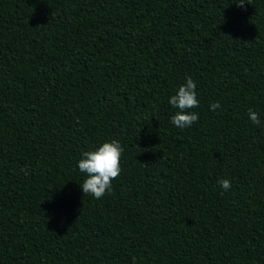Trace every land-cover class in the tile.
<instances>
[{
    "label": "trees",
    "instance_id": "1",
    "mask_svg": "<svg viewBox=\"0 0 264 264\" xmlns=\"http://www.w3.org/2000/svg\"><path fill=\"white\" fill-rule=\"evenodd\" d=\"M0 264H264V0H0Z\"/></svg>",
    "mask_w": 264,
    "mask_h": 264
}]
</instances>
